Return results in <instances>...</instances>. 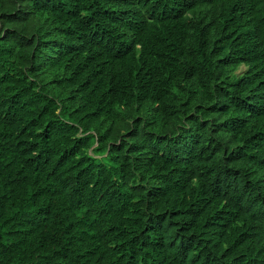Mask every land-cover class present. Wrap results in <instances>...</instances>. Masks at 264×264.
Here are the masks:
<instances>
[{"label": "trees", "instance_id": "trees-1", "mask_svg": "<svg viewBox=\"0 0 264 264\" xmlns=\"http://www.w3.org/2000/svg\"><path fill=\"white\" fill-rule=\"evenodd\" d=\"M0 26V264H264V0H0Z\"/></svg>", "mask_w": 264, "mask_h": 264}, {"label": "rangeland", "instance_id": "rangeland-1", "mask_svg": "<svg viewBox=\"0 0 264 264\" xmlns=\"http://www.w3.org/2000/svg\"><path fill=\"white\" fill-rule=\"evenodd\" d=\"M6 29V27H4V26H0V35H3L4 33H5V30ZM242 72H244V69H240L238 72H237V74H241Z\"/></svg>", "mask_w": 264, "mask_h": 264}]
</instances>
